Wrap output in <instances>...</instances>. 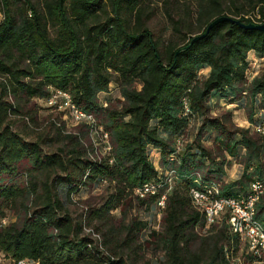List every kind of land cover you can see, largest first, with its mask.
Instances as JSON below:
<instances>
[{
  "label": "trees",
  "instance_id": "trees-1",
  "mask_svg": "<svg viewBox=\"0 0 264 264\" xmlns=\"http://www.w3.org/2000/svg\"><path fill=\"white\" fill-rule=\"evenodd\" d=\"M240 1L198 0L194 22L168 13L172 31L162 36L148 24L146 0H0V73L7 76L0 82V218L15 210L13 221H0L3 255L37 264H131L114 250L103 254L68 211L81 187L107 180L114 190L89 206L87 216L104 219L125 188L156 184L153 193H137L149 208L158 209L165 196L160 230L149 229L145 238L160 243L161 264H264L244 250L239 255L241 237L230 222L206 226L191 198L193 189H215L240 199L264 176V137L253 128L264 117V67L251 78L247 73L248 54L264 55V30L246 26L254 22L246 5L257 7L254 23H264V0ZM222 14L240 22L218 21L191 41ZM54 89L92 115L75 120L62 110L83 122L82 136L100 125L107 150L91 155L69 132L54 150L44 149L42 138L25 139L11 128L8 114L22 113L31 97L46 100ZM219 99L244 103L250 125H235L230 110L213 113ZM191 118L201 122L185 142ZM227 156L243 165L229 182L223 178ZM255 219L264 228V193ZM129 229L136 239L138 221Z\"/></svg>",
  "mask_w": 264,
  "mask_h": 264
},
{
  "label": "rangeland",
  "instance_id": "rangeland-1",
  "mask_svg": "<svg viewBox=\"0 0 264 264\" xmlns=\"http://www.w3.org/2000/svg\"><path fill=\"white\" fill-rule=\"evenodd\" d=\"M33 1L41 2V0ZM197 1L146 0L145 8L150 28L156 33H161L162 36H168L172 31L171 18L168 16V13H171L175 18L183 16L194 22ZM240 2L244 3L245 0H241ZM246 8H248L246 16H250L255 22V18L259 16L257 7L252 10L246 5ZM225 15L238 18L231 14ZM1 16L0 12V18ZM182 29L183 31L186 30L185 27H182ZM248 58L249 67L247 73L249 78H251L263 69L264 55L257 56L255 52L251 51L248 54ZM207 72L208 67L201 68L198 71L199 80H202L207 75ZM6 79V74L0 73V82H6ZM108 86L111 98H116L118 86L114 81L108 83ZM137 86L139 87V85ZM98 96L101 97L102 93H98ZM46 105H49L46 100L31 97L22 108V113L8 114L7 120L11 128L20 133L25 139L34 140L42 138V147L44 149L54 150L57 145L61 144L62 134L67 132L76 134L84 143L87 152L91 155H99L100 152L108 149V135L102 131L100 125L96 128L93 126L91 131L82 136L80 128L83 127V122L73 121L67 113H63L59 106ZM227 110L231 111V120L235 125L243 127L250 125L244 109V103H229L224 99H219L213 109V113L219 114ZM200 122V118L190 119L185 133V142L193 139ZM94 131L97 134L94 135ZM150 158L157 164L158 156L155 151L150 153ZM227 158L230 163L225 166L223 178L229 182L241 175L243 165L234 157L227 156ZM113 190V181L106 180L94 182L89 187H81L78 192L71 196V200L68 203V211L75 220L81 222V233L90 237L103 254H109L110 250H114L117 254L120 253L124 256L131 264H161L160 258L163 257L164 251L160 243H157L156 240L150 237L148 242L145 240L149 229L160 230V226L157 225L160 213L156 207L149 208L140 204L136 189L130 190L125 188L122 192L123 197L119 205L111 209L108 216L104 217V219L87 216L86 211L88 207H96ZM14 219L15 210H5V222L13 221ZM131 220L138 221L140 227L139 235L136 239L131 237L134 231L129 229ZM242 250L243 248L239 251V255ZM0 264L15 263L9 256L1 253Z\"/></svg>",
  "mask_w": 264,
  "mask_h": 264
},
{
  "label": "built area",
  "instance_id": "built-area-1",
  "mask_svg": "<svg viewBox=\"0 0 264 264\" xmlns=\"http://www.w3.org/2000/svg\"><path fill=\"white\" fill-rule=\"evenodd\" d=\"M46 102L52 106H59L61 109H68L72 114L74 119H80L83 121H88V119H93L90 113H83L78 110L74 106H72L66 98V91L63 90H52V95L46 98ZM184 107L186 109V99L183 100ZM254 130L259 132L264 137V117L259 120L253 126ZM253 183V192L251 196H256L260 189L264 186V178H254L252 180ZM136 192L140 196H144L147 193H153L156 190V184L154 186H146V187H134ZM194 190V189H193ZM195 191V190H194ZM196 193V200L204 201L207 205V217L205 219L206 226L211 225V217L213 214H220V222L225 220L227 223L229 219H236L240 223L241 229V241L242 248L247 253H252L257 256V262L259 259H264V233L259 232L256 228V219L254 218V222H247L246 220V203L250 196H242V202L231 201L230 199H221L219 202H211V200L207 196L200 195ZM163 199V193L160 194V204ZM211 205H218V213H211ZM158 208V212H159ZM2 218L1 217L0 221ZM1 255V252H0ZM15 264H37V261L20 258L14 261Z\"/></svg>",
  "mask_w": 264,
  "mask_h": 264
},
{
  "label": "bare ground",
  "instance_id": "bare-ground-1",
  "mask_svg": "<svg viewBox=\"0 0 264 264\" xmlns=\"http://www.w3.org/2000/svg\"><path fill=\"white\" fill-rule=\"evenodd\" d=\"M66 98H67V101L72 106H74L76 108V110L80 111L72 103L71 98L67 93H66ZM62 110H68V109H62ZM80 112H82V111H80ZM75 120H80V119H75ZM263 178H264V176H263ZM194 190H191L192 203H193L194 207H196L198 210H200L203 213L204 218L207 217V205L204 201L196 200L195 191L197 193H199L200 195L207 196L211 200V202H219L221 199H227V198L230 199L231 201L242 202V197L240 199H237V198H234L231 196H222V195L218 194L217 190H215V189L214 190H206V191H199V190L194 191ZM252 192H253V183L251 182V184L249 186V192L246 195V196H250V198L248 199V202L246 203V220H247V222H254L255 205H256L257 201L259 200L260 196L264 193V186L260 189V192L256 196H251ZM164 199H165V196L163 195V199H162V202L160 204L161 208L164 207L163 206ZM159 202H160V199L158 201V206H159ZM211 213H218V205H211ZM218 218H220V214H213V216L211 217V224L214 223ZM228 222H230L233 230L237 234H239V236L241 237V229H240L239 221L236 219H229ZM256 228L258 229L259 232L264 233V228L260 225V223L258 221H256Z\"/></svg>",
  "mask_w": 264,
  "mask_h": 264
},
{
  "label": "water",
  "instance_id": "water-1",
  "mask_svg": "<svg viewBox=\"0 0 264 264\" xmlns=\"http://www.w3.org/2000/svg\"><path fill=\"white\" fill-rule=\"evenodd\" d=\"M221 20H230L232 22H240L238 18H234L232 16H229V15H225V14H222V15H219L217 17H215L213 20H211V22L208 24V26L206 27L204 33L202 34H196L192 39L191 41H193L194 39L202 36L203 34L206 33V31L215 23H217L218 21H221ZM246 26L248 27H254V28H258V29H261V30H264V23L262 22H258V23H254V22H250L248 24H246ZM190 41V42H191ZM188 45H185V46H182L180 48H178V50L176 52H179L180 50L186 48Z\"/></svg>",
  "mask_w": 264,
  "mask_h": 264
}]
</instances>
